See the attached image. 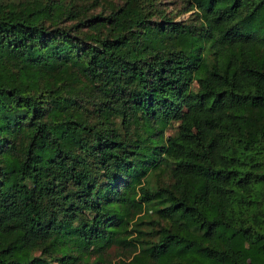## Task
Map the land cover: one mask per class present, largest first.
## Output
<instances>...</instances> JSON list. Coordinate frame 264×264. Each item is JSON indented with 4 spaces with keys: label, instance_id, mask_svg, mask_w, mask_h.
<instances>
[{
    "label": "trees",
    "instance_id": "trees-1",
    "mask_svg": "<svg viewBox=\"0 0 264 264\" xmlns=\"http://www.w3.org/2000/svg\"><path fill=\"white\" fill-rule=\"evenodd\" d=\"M185 2L0 0V264H264V0Z\"/></svg>",
    "mask_w": 264,
    "mask_h": 264
},
{
    "label": "rangeland",
    "instance_id": "rangeland-1",
    "mask_svg": "<svg viewBox=\"0 0 264 264\" xmlns=\"http://www.w3.org/2000/svg\"><path fill=\"white\" fill-rule=\"evenodd\" d=\"M162 3L161 7L168 13L169 16L175 17L176 20H190L191 15L193 14L194 10L187 11V3L185 0H160ZM102 8L96 10L99 12ZM108 10V6L106 8ZM190 17V18H189ZM110 254L114 259H116V250L113 248L110 251Z\"/></svg>",
    "mask_w": 264,
    "mask_h": 264
}]
</instances>
